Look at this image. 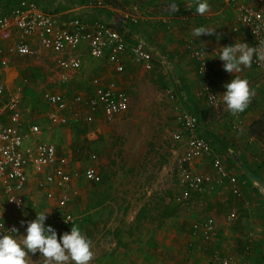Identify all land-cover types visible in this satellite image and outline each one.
I'll return each mask as SVG.
<instances>
[{
  "label": "crops",
  "instance_id": "obj_1",
  "mask_svg": "<svg viewBox=\"0 0 264 264\" xmlns=\"http://www.w3.org/2000/svg\"><path fill=\"white\" fill-rule=\"evenodd\" d=\"M19 1L16 0L9 4L0 3V9H10ZM37 1L43 7L47 4L49 11L59 14L62 18L79 15L88 19L97 18L104 20L116 26L130 43H144L152 54L154 66L160 64L162 67L166 81V86L163 89L165 94L167 95L165 90L167 87L173 88L183 108L199 117L200 132L211 142V151L199 156L193 162L192 168L198 172L213 174L217 180V173L213 168V160L215 158L221 159L228 173L237 177L238 187L243 191V194L246 197H252L249 205L243 202L242 208L249 214L251 212L257 213V222L261 225L262 231H264V205L260 197L261 194L258 193L261 191L259 189L255 193L253 189L246 190L249 187H247L245 179L237 171L240 166L235 160V155H237L254 174L264 180V157L261 150L264 138L252 135L254 127L255 129L257 128L256 130L261 129L264 131V67L256 66L252 63L250 68L244 69L239 74H234L248 80L249 88L253 95L245 111L232 115L222 102L220 94L225 91L223 85L229 82L233 75L223 69V62L218 57H214L216 55L215 52L212 53L214 50L231 45L237 40L254 46L246 29L237 23L238 9L236 4L227 3L224 0H208L209 10L205 14L200 15L195 12L193 0H175L179 10L174 14L167 7L171 0H153L154 2H148L152 6L149 10L143 7L144 2L142 0H104L103 8L89 6L88 0H46V4L44 0ZM123 1H128L129 5ZM246 2L256 5L254 1L247 0ZM187 4L190 5L183 8ZM133 9L136 11H131ZM200 26L216 30V35H203L200 38H194L191 32L194 28ZM17 34L16 30L13 35L1 43L4 50L0 52V77L6 90L5 99L13 93H19L20 95L24 94V92L26 93L28 77L23 78L20 74L21 69L14 64L16 62L15 53L9 52V47L16 41ZM217 36L220 38L217 39ZM190 39H193L198 47L206 50L209 59L213 62L209 76L221 85L216 88L219 101L221 102L218 106H212L207 100L206 94L202 91L205 82L197 72V62L191 57L189 50L186 48V42ZM73 52L81 55L82 66L75 70L76 72H74L72 77H69L67 82L62 83L59 76L60 68L57 67L56 61L58 74L55 75L54 73V91H52L54 93H63L69 98H73L75 95H81L84 100L93 97L95 94V85L92 82L94 77H99L102 83L115 81L118 86L127 91L126 87L129 82H126L125 78L128 77L125 76L130 77L132 76L131 71L143 68L140 64L133 61L128 53L123 58V70L116 72L107 56L100 59L93 58L89 53L88 44L85 42ZM54 59L56 60L55 53ZM56 68L55 66L53 67V72ZM90 72L91 74H89ZM167 97L169 96L167 95ZM74 107L80 109L82 116L76 119L70 114L71 112H66L69 116V123L63 125L65 128H70L72 121H86L85 115L91 112L84 104H76ZM50 109L52 112L53 109L51 107ZM55 111L59 112L57 109H54ZM101 119L107 121L102 111L96 112L93 121ZM25 125L26 129H28L29 125L27 126V122H25ZM236 125H239V128H236ZM58 126L60 125L54 124V129ZM251 138H254V140L251 141ZM33 139L35 141L40 140V135L34 136ZM70 142L72 145V141ZM71 145L66 151L60 147L58 149L59 154L67 156L69 160L76 155L73 153ZM226 152L232 154L233 160L237 164L236 168H233L227 162ZM93 154L97 155L95 152H92ZM220 157H223V159ZM41 176L29 170L26 195L29 201L38 200L40 207L42 205L43 207L41 208L46 209L49 201L45 198L44 191L38 189V180ZM225 183L226 186L224 184L222 187L218 184L221 187L220 193L205 188L203 191L193 192L191 200L194 198L196 207H198L197 204L205 202L223 201L227 196L233 194L235 190L234 186L231 187L227 181ZM72 184L71 197L73 194L72 189L79 185V180L74 181ZM195 205L192 206L191 212L195 210ZM73 207L74 205H70L72 210ZM36 212L37 210H30L29 215L34 216ZM233 212L236 211L233 210ZM11 213L13 217L14 213ZM82 217L83 220L80 227L84 231L85 217L84 215ZM190 218L187 214H183L180 218H172L166 221L156 231L153 229L151 232L144 230L136 237L126 235L122 238L123 245L119 246L114 253L96 260L93 264H214L212 255L208 251L211 250V245L216 244L215 241L221 240V225H219L221 230L219 237L206 242L199 235L193 234ZM13 220V218H10L8 221L13 223ZM208 248L210 250H207Z\"/></svg>",
  "mask_w": 264,
  "mask_h": 264
},
{
  "label": "built area",
  "instance_id": "obj_2",
  "mask_svg": "<svg viewBox=\"0 0 264 264\" xmlns=\"http://www.w3.org/2000/svg\"><path fill=\"white\" fill-rule=\"evenodd\" d=\"M224 1L236 4L237 23L246 29L253 45L257 46L258 39H264V0H250L256 2V5L248 4L247 0ZM88 2L93 8L104 7V0ZM258 27H262V30L254 33V29ZM16 30L17 39L10 45L9 52L20 56L34 55L42 50L53 55L55 53L62 83L69 80L68 70H77L82 66L81 55L74 54L73 51L84 42L88 44L89 53L93 58L107 56L116 72L123 70V58L128 53L133 61L144 69L149 71L154 68L152 54L144 43H130L116 26L101 19H88L79 15L62 18L57 13L47 11L37 0H20L10 9H0V52L4 50L2 41L13 35ZM186 48L197 62V72L205 82L202 91L207 100L212 106L220 105L216 88L221 85L209 76L213 62L209 59L207 51L198 47L193 39L186 42ZM253 63L260 66L255 59ZM92 82L95 85V94L86 100L81 95L69 98L63 93L44 91L43 99L53 109L50 113L53 125L68 124V111L76 119L81 118L80 109L74 107L76 104H84L90 109L91 112L84 117L87 122H93L94 114L98 111H102L109 122L127 111L130 96L124 88L118 86L115 81L102 83L99 77H94ZM165 90L171 100L176 99L172 87ZM5 92L0 77V230L7 231L15 226L19 232H24L21 222L35 218L36 215L30 216L29 211L38 210L40 202L29 201L26 195L29 170H32L35 174L42 175L38 180V189L44 191L45 198L49 201L48 207L44 209L49 212L46 225H52L58 234L70 231L73 225L82 231V217L68 209L73 182V175L67 169L68 157L59 154L54 142L33 139L34 136L41 135L42 129L33 122L26 129L22 95L13 93L5 99ZM212 95H216L215 99ZM54 109L59 112H54ZM178 125L172 136L177 142L184 140L186 150L177 169L179 191L176 200L186 203L191 199L193 192L203 191L205 188L220 193L221 187L224 184L226 186V181L237 190V177L228 173L219 158L213 160L217 180L213 174L198 172L192 168L193 162L199 156L209 153L212 149L209 139L200 132L199 117L183 109L178 115ZM235 127L239 128V125ZM253 140L254 138H251V141ZM261 150L264 157V144ZM96 158L97 155L93 154L92 159ZM84 177L93 183L103 181V175L96 166H88ZM16 201L20 202L19 205ZM11 212L14 213L13 217ZM235 217L236 213L231 212L227 219L234 221ZM10 218L14 219L13 223L8 221ZM191 228L193 234L199 235L206 242L218 238L221 233L219 224L213 217L196 220ZM212 261L214 264H248L245 258L231 254L213 255Z\"/></svg>",
  "mask_w": 264,
  "mask_h": 264
},
{
  "label": "rangeland",
  "instance_id": "obj_3",
  "mask_svg": "<svg viewBox=\"0 0 264 264\" xmlns=\"http://www.w3.org/2000/svg\"><path fill=\"white\" fill-rule=\"evenodd\" d=\"M15 1L0 0V3L9 4ZM44 1L46 4L47 1ZM154 1L142 0L143 7L151 9L148 2ZM123 2L129 5L128 1ZM14 57V64L21 69L20 74L23 78L28 77L26 93L22 94L23 117L27 126L31 122L38 123L42 129L40 140L54 141L58 149L60 147L64 151L68 150L72 141L71 146L76 155L69 160L67 169L73 175L72 183L79 180V185L72 189L69 210L81 217L84 215L85 230L82 233L87 234L91 230L97 236L92 244V259H102L106 257L105 253L111 251L116 241L112 231L116 229H121L122 237H136L144 230L151 232L152 229H160L158 220H144L140 225L134 221L140 207L147 201L145 195L158 192L168 199L171 193L176 197L179 191L177 169L186 150L185 141L177 142L172 136L179 126L178 115L184 108L178 97L171 100L165 94L163 89L166 81L160 64L149 71L135 69L130 72L132 76H125L128 77L125 78L126 82H129L126 89L130 104L127 111L115 120L72 121L70 128L60 125L54 129L50 121L51 109L43 99L44 91H54V73L58 74L54 55L42 50L29 56L14 54ZM54 66L56 70L53 72ZM74 72L76 71L70 70L67 74L72 77ZM92 152L97 153L96 159L91 158ZM225 156L227 162L236 168L232 154L226 152ZM88 166L98 167L104 178L102 183L95 184L85 179L84 171ZM239 168L237 171L249 187L246 190L253 189L255 193L258 192L259 189ZM238 183L237 190L223 201L205 202L197 204L198 207L194 198L181 203L182 210L179 214L166 219L163 225L183 214L192 218L191 223L213 217L222 227V236L220 241L211 245V250L207 249L212 256L231 254L245 258L248 264H264V231L257 222V213L249 214L242 208L243 202L249 205L252 197H246ZM258 193L262 195L260 197L264 205V195L262 192ZM70 205H74L73 210ZM193 205L195 210L191 212ZM41 207L37 212L44 210ZM233 210L236 211L235 220L228 221L227 217ZM129 229L132 230V235L127 232ZM19 233L21 235L17 238L22 239L24 232ZM41 263L46 264L45 257L38 252L29 253L28 264ZM67 264L72 262L68 261Z\"/></svg>",
  "mask_w": 264,
  "mask_h": 264
},
{
  "label": "clouds",
  "instance_id": "obj_4",
  "mask_svg": "<svg viewBox=\"0 0 264 264\" xmlns=\"http://www.w3.org/2000/svg\"><path fill=\"white\" fill-rule=\"evenodd\" d=\"M195 12L203 15L209 10L208 0H193ZM171 13L179 10L175 0L167 5ZM262 27L254 29V33ZM194 38L216 35V30L200 26L192 30ZM220 37L217 36V39ZM257 46L237 40L231 45H226L214 50V57L223 62V69L233 75V78L223 85L225 91L220 94L222 102L232 115L245 111L253 95L249 88L248 80L240 75L244 69L250 68L253 60L264 67V39H258ZM203 53H205L203 51ZM199 54V53H198ZM216 95H212L215 99ZM19 205V201H16ZM49 212L42 210L36 212L33 220L22 221L24 234L22 239L19 229L13 226L10 230H0V264H28L29 253L37 252L46 258V264H89L93 257L92 241L80 230L78 226H71L70 231L57 233L52 225H46ZM26 225V226H25Z\"/></svg>",
  "mask_w": 264,
  "mask_h": 264
},
{
  "label": "trees",
  "instance_id": "obj_5",
  "mask_svg": "<svg viewBox=\"0 0 264 264\" xmlns=\"http://www.w3.org/2000/svg\"><path fill=\"white\" fill-rule=\"evenodd\" d=\"M44 8L47 11L50 10L48 8V6H45ZM257 124L259 125V123H257ZM256 129L254 127V129H253L254 133L253 134L256 137L263 139L264 138V131L261 129H259V130H256ZM144 198H147V201L140 207V209L136 215V218L134 220V221H136L135 223H137L138 225H140L142 223V221H144V220H152V221L158 220V225L162 226L166 219H168L172 216L178 215L179 212L182 210L181 203L175 200L176 197L175 198L173 197V193H171V197L169 196V199L167 197L161 196L158 192L153 193L149 196L145 195ZM138 225H137V227H138ZM127 232L130 235L133 234L131 229H129ZM112 233L115 234V239H116V241H114L115 245L111 248V251L105 253L104 255H106V254L108 256L111 255L112 253H114V251L119 246L123 245V240H122L123 237H122L121 229H116V230L112 231ZM85 235L92 241V244L94 243V239L97 237L96 235L93 234V231H91V230L88 231V233ZM96 244H98V243H96ZM99 259H100V257H95L94 259L90 260V263L94 262L95 260H99Z\"/></svg>",
  "mask_w": 264,
  "mask_h": 264
},
{
  "label": "water",
  "instance_id": "obj_6",
  "mask_svg": "<svg viewBox=\"0 0 264 264\" xmlns=\"http://www.w3.org/2000/svg\"><path fill=\"white\" fill-rule=\"evenodd\" d=\"M235 160L238 163V165L240 166V168L242 169L243 174L245 175V177L254 185L256 186L258 189H260V191L262 192V194L264 195V180L262 178H260L259 176H257L256 174H254L249 168L248 166L237 156L235 155Z\"/></svg>",
  "mask_w": 264,
  "mask_h": 264
}]
</instances>
